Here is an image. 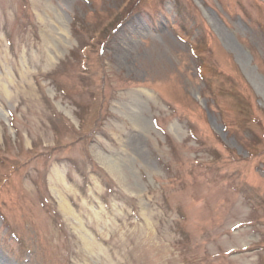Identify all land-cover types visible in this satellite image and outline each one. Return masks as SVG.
I'll return each mask as SVG.
<instances>
[{"label":"rangeland","instance_id":"rangeland-1","mask_svg":"<svg viewBox=\"0 0 264 264\" xmlns=\"http://www.w3.org/2000/svg\"><path fill=\"white\" fill-rule=\"evenodd\" d=\"M0 264H264V0H0Z\"/></svg>","mask_w":264,"mask_h":264},{"label":"bare ground","instance_id":"bare-ground-1","mask_svg":"<svg viewBox=\"0 0 264 264\" xmlns=\"http://www.w3.org/2000/svg\"><path fill=\"white\" fill-rule=\"evenodd\" d=\"M104 165L110 170L112 174H114L116 177H121L119 169L114 165V163H110L108 161H104ZM63 210L67 215H72L73 216V210L70 207L69 203L64 202L63 204Z\"/></svg>","mask_w":264,"mask_h":264}]
</instances>
